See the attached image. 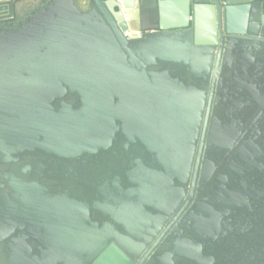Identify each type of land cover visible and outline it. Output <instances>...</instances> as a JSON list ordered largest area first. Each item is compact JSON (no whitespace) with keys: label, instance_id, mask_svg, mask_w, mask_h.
I'll use <instances>...</instances> for the list:
<instances>
[{"label":"water","instance_id":"obj_1","mask_svg":"<svg viewBox=\"0 0 264 264\" xmlns=\"http://www.w3.org/2000/svg\"><path fill=\"white\" fill-rule=\"evenodd\" d=\"M14 1L0 0L9 18ZM86 7L48 0L16 30H0V99L9 101L1 121L31 127L32 113L46 112L37 121L49 128L59 110L111 117L101 146L70 156L32 135L0 136V199L15 204V225L36 233L15 239L19 255L49 264H264V0ZM33 50L44 65L31 61ZM101 61L116 62L113 77L100 79ZM47 64L44 74L31 70ZM97 80L115 88L98 95ZM87 81L92 92L69 88ZM25 82H38L34 96ZM134 104L142 115L126 129ZM15 182L39 191H16ZM13 239L0 231V260Z\"/></svg>","mask_w":264,"mask_h":264},{"label":"rangeland","instance_id":"obj_2","mask_svg":"<svg viewBox=\"0 0 264 264\" xmlns=\"http://www.w3.org/2000/svg\"><path fill=\"white\" fill-rule=\"evenodd\" d=\"M48 0H19L17 3V14L18 16H22L23 14H27L29 11L35 12L39 8H41ZM76 3V6L83 12L87 9L86 7V0H74ZM27 16V15H25ZM136 34H132L131 36H135ZM54 38V36H52ZM31 39H35V32H31ZM34 53V50H33ZM35 53L38 54V48L35 49ZM33 54L34 60L38 63H41L44 65L46 61L44 60H36L37 55ZM40 55V54H39ZM28 58H32V54H28ZM30 61V62H31ZM103 64L102 67V73L100 76V79H105L106 77L110 78L113 77V74H110V72L113 71V65L116 63L115 61H101ZM34 66V65H33ZM50 65L47 64L41 68H31L33 72L38 74H44L46 72H49ZM84 69H87L85 67ZM110 74V75H109ZM109 75V76H108ZM90 77H93L91 73H89ZM107 78V79H108ZM62 79L60 82H58V85H66L65 81ZM38 82L30 83L29 85L25 82V85H28L33 96L36 94V87ZM92 81H87L83 83L82 86H69L72 90L78 91L82 89H86L89 91H93L92 87ZM103 81L97 80L95 83L94 89L95 92L100 95V93L107 92L110 90H113L115 88V83L113 86H111L110 83H106V87H103ZM114 87V88H113ZM55 91L57 88H54ZM17 90V88H16ZM45 90V88H43ZM49 91H52V89H49ZM17 100V95L16 97ZM8 100V98H6ZM15 100V102H16ZM43 101L40 102V106H43ZM7 102L4 101V99H0V107L3 105L7 106ZM101 104V103H99ZM31 111L33 112L35 108V104L30 102L28 103ZM135 105V104H134ZM99 108H103L102 105L99 106ZM132 114H130L125 120H124V126L127 129L128 126L132 123H136L139 121L142 115L143 109L139 107L138 105L132 106ZM13 111H15V114H13V117L17 115L16 112V104H14ZM68 113H63L64 118L62 117L61 113L62 110H59V116L60 119L52 124L51 127L47 128L43 124H39L37 120L41 119L44 115L47 113L44 112L43 116L36 115L34 112L32 113V119L33 125L31 127H28L26 125L16 124L14 121H1L0 119V136L3 138L13 137V136H31L34 139H37L39 143H42L43 145L49 146L48 151H53L58 155L61 156H70L74 152H80V151H88L91 152L94 149H96L98 146H101V136L105 133V130L107 126L109 125V122L111 120L110 116H103V115H97V116H86L83 119L76 117L70 110H66ZM8 116V115H7ZM76 119H75V118ZM117 117H114L113 121H116ZM1 122L3 124V127L1 126ZM114 125V124H113ZM58 126V127H57ZM158 127H154L156 130ZM159 129V128H158ZM44 147V146H43ZM47 148V147H46ZM13 187L16 191H39L35 185L31 184L28 187H26L23 184L15 182L13 184ZM6 197V196H5ZM8 197V196H7ZM53 199V198H50ZM39 206L45 208L48 207L46 202L41 200L38 204ZM15 204L10 200L8 201L6 198L0 199V231L1 234L5 235V238L8 237V234L10 238H14L10 245L7 252V255L5 252L3 256L1 257L0 264H49L48 262L43 261H29L27 259L22 258L19 255L18 252V246L15 242V239H22L23 237H34L36 235L33 230H31V226L29 223L24 222L21 225H15ZM8 233V234H7ZM41 235H45V232H42ZM8 245V243H7ZM6 245V246H7Z\"/></svg>","mask_w":264,"mask_h":264},{"label":"flooded vegetation","instance_id":"obj_3","mask_svg":"<svg viewBox=\"0 0 264 264\" xmlns=\"http://www.w3.org/2000/svg\"><path fill=\"white\" fill-rule=\"evenodd\" d=\"M19 1H14V8H13V16L11 18L8 16V11H4L3 9H0V30L4 29H13L16 30L18 28V25L22 24L24 20L31 14V11H29L27 16L24 14L22 16H18L17 14V3Z\"/></svg>","mask_w":264,"mask_h":264},{"label":"crops","instance_id":"obj_4","mask_svg":"<svg viewBox=\"0 0 264 264\" xmlns=\"http://www.w3.org/2000/svg\"><path fill=\"white\" fill-rule=\"evenodd\" d=\"M127 18H130V21H131V32H130V35L137 34L138 27H137V13H136V11L128 14Z\"/></svg>","mask_w":264,"mask_h":264}]
</instances>
